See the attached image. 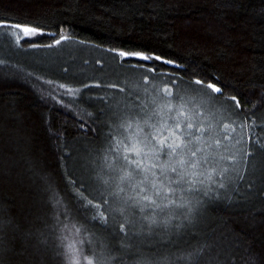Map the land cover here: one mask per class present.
Segmentation results:
<instances>
[{
	"label": "trees",
	"instance_id": "16d2710c",
	"mask_svg": "<svg viewBox=\"0 0 264 264\" xmlns=\"http://www.w3.org/2000/svg\"><path fill=\"white\" fill-rule=\"evenodd\" d=\"M15 25L40 28L43 35L16 41ZM63 32L68 39L61 42L116 58L109 49L173 60L143 66L194 86L202 80L221 88V94L207 91L232 109L241 155L239 162L222 165L223 177L213 174V192L203 197L206 207L194 225L179 233L153 226L149 236L138 208L113 211L122 206L111 194L117 173L100 159L104 121L113 113L103 92L114 90L113 80L97 77L87 64L71 72L63 62L27 60L33 45L54 46ZM0 34V219L11 221L0 233V264H64L62 240L86 255L103 250L114 257L111 264H137L141 253L153 249L174 264L197 249L204 250L199 264H240L250 255L264 264V0H0ZM137 59L124 58L123 64L136 65ZM49 184L63 198L58 210L66 206L70 213L61 214L62 225L53 219ZM77 192L101 205L109 228L75 215Z\"/></svg>",
	"mask_w": 264,
	"mask_h": 264
},
{
	"label": "snow or ice",
	"instance_id": "6c2138e0",
	"mask_svg": "<svg viewBox=\"0 0 264 264\" xmlns=\"http://www.w3.org/2000/svg\"><path fill=\"white\" fill-rule=\"evenodd\" d=\"M15 27H23L25 35L29 37L43 35V30L40 28H29L22 25H15ZM67 39L68 37L62 35L58 40H54V43L59 45L61 41ZM109 51L126 59L138 58L135 67H142L143 62L152 60L163 64L176 63L154 54L148 56L144 53L126 52L119 49H109ZM151 71L155 72L156 69ZM46 83L53 84L54 82L49 80ZM195 84L200 86L201 91L211 89L215 94L222 93L217 84L209 82L205 85L202 80H196ZM60 87L63 88L66 85H60ZM84 87L88 88L89 85H84ZM109 87L117 88L118 85L112 84ZM162 91L165 97L159 103L153 98L152 103L155 107L152 109L145 104L142 107L140 105L129 106L127 111L113 112L111 118L104 121L108 131L103 134L104 147L100 152L103 166L117 173L116 188L111 194L122 202V206L113 211L123 215L125 206L138 208L142 219L147 222L149 236L152 235L153 226L163 225L165 229L169 231L174 229L179 233L182 229L194 225L198 214L206 207L203 197H209L213 192L210 187L213 174L223 177L227 171V168L222 167L225 157L219 152L222 141L217 138L218 133L211 123L205 125L206 117L200 118L203 111L200 104H195V108L199 110L195 115L191 110H186L188 103L194 102L196 97L191 96L185 102V95L176 93L181 103L174 105L171 99L173 91L167 87ZM76 92L78 93L79 89ZM212 99V95L209 94L204 102L208 103ZM229 99L239 107L236 97ZM57 102L63 103L62 101ZM89 115L92 114L89 113ZM224 128H229V125L225 124ZM118 158L123 161V164L114 166ZM227 159L235 160V157L228 156ZM199 177L203 179H198ZM97 179H100L99 174H97ZM102 182L107 185L108 179H103ZM224 187L223 183L219 184V188ZM73 191L77 190L73 189ZM129 191L135 193V197L127 195ZM48 193V202L53 209L55 225H62L61 214L67 218L70 213L66 206L63 207L62 213L58 210L63 198L59 196L55 184L48 185ZM122 193L125 196L121 197ZM214 195L217 199L219 198L218 192ZM81 197L82 194L77 192L79 202L76 205L75 215H79L89 223H98L102 228H109L108 217L100 211L101 205L94 204L91 200H82ZM146 210H151V214L145 215ZM89 211H94L95 215H88ZM125 220L129 224L132 223L127 220V217ZM10 223L11 221L0 219V233L3 232L4 226ZM119 227L121 231L126 232L124 224H120ZM80 243L83 244V241ZM88 243L92 245L91 237ZM3 244V236L0 235V250ZM121 244L128 247L123 245V242ZM61 247L63 252L58 254L64 257V264H111L114 259V257L107 256L103 250L99 254L93 250L92 255H86L81 248L63 240ZM157 251L153 249L150 253H141V259L137 261V264H174L167 256H157ZM203 251V249H197L194 252L182 254L177 260L182 261L183 264H199ZM152 257L156 258L152 259ZM208 264H211V260ZM240 264H256L255 258L250 255L245 261L241 257Z\"/></svg>",
	"mask_w": 264,
	"mask_h": 264
},
{
	"label": "rangeland",
	"instance_id": "374dc122",
	"mask_svg": "<svg viewBox=\"0 0 264 264\" xmlns=\"http://www.w3.org/2000/svg\"><path fill=\"white\" fill-rule=\"evenodd\" d=\"M12 35L16 41L18 40L17 37L20 40L23 35L26 36L23 27L19 29V33L13 34L12 32ZM62 35L68 36L67 32H63ZM0 37L3 38L2 34ZM2 42L4 41L0 40V44ZM31 49L33 52L27 56V60L30 59L38 65L51 66L53 63L63 62L66 64V69L77 72L76 68L79 64H87L88 67L94 69L93 72L97 77L113 80V84L118 85V87L109 93L103 92L111 104L113 112L127 111L128 107L132 105L142 107L146 104L149 109H152L155 107L152 103L153 98L159 103L165 97V93L162 91L165 87L173 91L171 99L174 105L181 103L176 97V93L185 95V102L191 96H195L196 100L188 103L186 110H191L192 114L195 115L199 111L195 108V104H200V108L203 110L200 118L206 117L204 119L205 125L211 123L218 133L217 138L222 141V147L219 149L220 154L225 157L222 165H232L239 162L242 136L235 124L234 113L228 105L215 98L214 94L213 99L205 103L204 101L208 99L210 91H201L200 86L183 82L170 74L153 72L151 68L135 67V65L125 66L123 57L116 58L110 53L94 51L73 42H61L59 45L55 44L46 48L33 46ZM225 124H228L229 128L225 129ZM228 156H234L235 160H228Z\"/></svg>",
	"mask_w": 264,
	"mask_h": 264
}]
</instances>
